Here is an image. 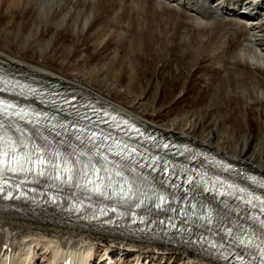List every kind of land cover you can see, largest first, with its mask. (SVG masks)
Wrapping results in <instances>:
<instances>
[{
  "label": "rangeland",
  "instance_id": "374dc122",
  "mask_svg": "<svg viewBox=\"0 0 264 264\" xmlns=\"http://www.w3.org/2000/svg\"><path fill=\"white\" fill-rule=\"evenodd\" d=\"M102 1L62 0L43 12L38 0H0V47L80 78L164 131H214L226 150L264 158V66L241 55L255 48L244 21H196L156 0ZM112 252L100 246L94 264L138 263L134 252ZM180 256L150 248L141 262L186 264Z\"/></svg>",
  "mask_w": 264,
  "mask_h": 264
},
{
  "label": "bare ground",
  "instance_id": "6f19581e",
  "mask_svg": "<svg viewBox=\"0 0 264 264\" xmlns=\"http://www.w3.org/2000/svg\"><path fill=\"white\" fill-rule=\"evenodd\" d=\"M38 1L43 12L53 10L55 5L62 2V0ZM137 1L131 0L135 5H137ZM156 2L171 4L172 7L175 6L176 8L183 6L191 12H196L197 14H193L191 17L196 21H203L208 19L207 17H233L237 21H244L245 26L252 32L251 37L255 48L252 51L242 48L241 55L244 58L246 57L245 59L249 60L254 66H264V0H243L244 3L242 0H156ZM254 7H256V11L253 12ZM198 9L204 10L202 12L205 13L198 14L200 11L197 12ZM196 42L197 45H201L202 38H198ZM0 68L16 73L23 79H54L69 85L72 84L73 87L81 89L84 93L129 117L137 124L143 127L156 128L141 114L110 96L93 90L91 86L83 83L80 78H68V76L58 71L45 67L42 63L32 62L9 49L1 47ZM0 94L16 101L39 105L38 101L31 97H22L5 92H0ZM165 130L174 137L188 140L197 145L212 147L220 156L232 162L246 165L264 176V158L261 159L263 155L261 157L260 155H256V157L247 156L244 148L237 152L226 150L221 142L215 138L214 131L206 138H201L196 136L190 129L170 127ZM229 156L230 158H228ZM2 204L3 202L0 200V226L17 229L20 235L17 243L11 242L10 244H5L3 236L0 235V264H59L60 260L67 258L68 255L77 264H94V255H96L97 248L100 246L106 252L117 249L119 251L134 252V255L139 256L137 264H142V252L145 253V250L150 248L153 249L156 255H166L168 253L174 256L181 255L180 257L186 264H229L224 259L217 257V254L205 250V247L195 246L197 245L195 242L194 245H191L182 240L170 239L157 233L137 234L133 231L107 229L98 224L79 223L63 218L55 212L49 213L48 209H45L43 213L33 214L26 211L27 208L32 206L31 202L16 204V206L23 208L18 211L5 210L1 207ZM70 238H74V242L70 243L68 241ZM254 239V237L245 238L247 243L244 245L252 243ZM48 250L50 256H48ZM39 255L43 258L40 263L37 262ZM241 257L242 255L234 256L233 254L231 259L233 263H242L243 259ZM111 264H115V262Z\"/></svg>",
  "mask_w": 264,
  "mask_h": 264
}]
</instances>
